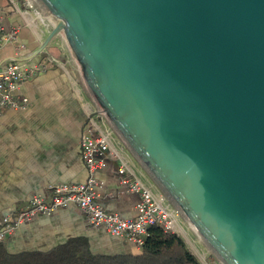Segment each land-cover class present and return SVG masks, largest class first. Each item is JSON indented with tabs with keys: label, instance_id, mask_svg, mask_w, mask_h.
Listing matches in <instances>:
<instances>
[{
	"label": "water",
	"instance_id": "1",
	"mask_svg": "<svg viewBox=\"0 0 264 264\" xmlns=\"http://www.w3.org/2000/svg\"><path fill=\"white\" fill-rule=\"evenodd\" d=\"M77 80L221 264H264V0H31Z\"/></svg>",
	"mask_w": 264,
	"mask_h": 264
},
{
	"label": "crops",
	"instance_id": "2",
	"mask_svg": "<svg viewBox=\"0 0 264 264\" xmlns=\"http://www.w3.org/2000/svg\"><path fill=\"white\" fill-rule=\"evenodd\" d=\"M14 1L17 2L0 0V20L6 29L20 27L18 55L24 59L38 49L51 29L47 23L32 27ZM13 54L11 45L1 49L0 65ZM43 55L56 58L63 67L50 66L22 83L19 93L27 98V108L0 115V223L5 215L23 209L33 195L48 199L50 187L86 180L79 141L87 116L96 117L98 108L81 88L57 38L32 60L37 62ZM120 154L137 178L153 191L158 190L127 147L122 145ZM118 165L116 159L107 158L105 166L96 171L102 186L95 202L107 212L133 218L138 195L120 183ZM69 240L83 241L95 256H136L141 252L134 244L90 225L75 205L58 209L50 216L34 217L2 242L8 253L19 254L44 253Z\"/></svg>",
	"mask_w": 264,
	"mask_h": 264
},
{
	"label": "built area",
	"instance_id": "3",
	"mask_svg": "<svg viewBox=\"0 0 264 264\" xmlns=\"http://www.w3.org/2000/svg\"><path fill=\"white\" fill-rule=\"evenodd\" d=\"M19 31L20 27L13 25L6 29L0 20V50L8 45L14 47L13 56L0 65V115L5 111H24L27 108V98L19 93L22 83L44 73L50 66L63 67L62 63L49 55H43L37 62L20 59ZM122 145L126 147L102 113L97 110L96 117L94 114L88 115L79 141L80 156L87 172L86 180L79 184L52 186L48 199L42 195H33L23 209L15 214H7L2 219L0 241L34 217L50 216L56 210L70 205H75L90 225L100 227L109 235L130 242L139 249L152 225H159L165 232L187 238L180 211L159 190L153 191L135 176L122 159ZM107 158H114L119 162L117 174L120 183L138 195L136 215L133 218H123L117 213L107 212L95 202L97 191L102 186L95 173L105 166ZM191 249L201 264H221L207 247L206 250H201L193 243Z\"/></svg>",
	"mask_w": 264,
	"mask_h": 264
},
{
	"label": "trees",
	"instance_id": "4",
	"mask_svg": "<svg viewBox=\"0 0 264 264\" xmlns=\"http://www.w3.org/2000/svg\"><path fill=\"white\" fill-rule=\"evenodd\" d=\"M0 264H201L184 240L159 225L148 228L136 256L105 257L90 253L80 240H69L44 253H8L0 241Z\"/></svg>",
	"mask_w": 264,
	"mask_h": 264
},
{
	"label": "rangeland",
	"instance_id": "5",
	"mask_svg": "<svg viewBox=\"0 0 264 264\" xmlns=\"http://www.w3.org/2000/svg\"><path fill=\"white\" fill-rule=\"evenodd\" d=\"M15 5L18 7L20 12L27 17V21H31L32 27H37L40 24H46L45 20L33 4L31 0H17L14 1ZM30 17V18H29ZM182 225L186 229L187 238L185 236H181L184 240L186 247L189 251L195 255V253L191 249V245L194 243L201 250H206V245L199 236V234L195 231V229L191 226V224L182 216Z\"/></svg>",
	"mask_w": 264,
	"mask_h": 264
},
{
	"label": "bare ground",
	"instance_id": "6",
	"mask_svg": "<svg viewBox=\"0 0 264 264\" xmlns=\"http://www.w3.org/2000/svg\"><path fill=\"white\" fill-rule=\"evenodd\" d=\"M30 18V17H29ZM31 22V21H30Z\"/></svg>",
	"mask_w": 264,
	"mask_h": 264
}]
</instances>
